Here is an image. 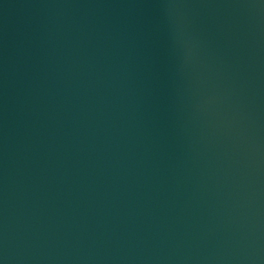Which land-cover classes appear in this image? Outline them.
<instances>
[{
	"label": "water",
	"instance_id": "1",
	"mask_svg": "<svg viewBox=\"0 0 264 264\" xmlns=\"http://www.w3.org/2000/svg\"><path fill=\"white\" fill-rule=\"evenodd\" d=\"M0 264H264V0H0Z\"/></svg>",
	"mask_w": 264,
	"mask_h": 264
}]
</instances>
